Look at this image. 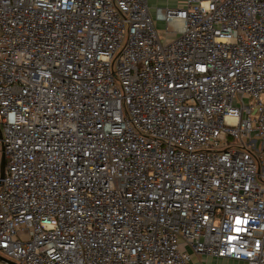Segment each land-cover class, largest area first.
<instances>
[{
  "label": "built area",
  "instance_id": "obj_1",
  "mask_svg": "<svg viewBox=\"0 0 264 264\" xmlns=\"http://www.w3.org/2000/svg\"><path fill=\"white\" fill-rule=\"evenodd\" d=\"M148 1L0 0V257L264 264V0Z\"/></svg>",
  "mask_w": 264,
  "mask_h": 264
},
{
  "label": "rangeland",
  "instance_id": "obj_2",
  "mask_svg": "<svg viewBox=\"0 0 264 264\" xmlns=\"http://www.w3.org/2000/svg\"><path fill=\"white\" fill-rule=\"evenodd\" d=\"M155 1H158V0H155ZM160 1H163L161 2L163 4L165 3L167 5H172V6H175L177 4L178 7H180L181 6L180 2H182L183 0H160ZM158 28H160V26ZM262 100L264 101V97L262 98ZM1 155H2V150H1V143H0V158H1ZM193 263L194 264H235V263L228 262L225 260H214L209 257L198 258L196 256L193 257Z\"/></svg>",
  "mask_w": 264,
  "mask_h": 264
},
{
  "label": "water",
  "instance_id": "obj_3",
  "mask_svg": "<svg viewBox=\"0 0 264 264\" xmlns=\"http://www.w3.org/2000/svg\"><path fill=\"white\" fill-rule=\"evenodd\" d=\"M0 138H1V131H0ZM4 168H5V160H4V156L2 154L1 158H0V180L3 178ZM0 261L4 262L6 264H16V263L8 261V260H6V259H4L2 257H0Z\"/></svg>",
  "mask_w": 264,
  "mask_h": 264
},
{
  "label": "crops",
  "instance_id": "obj_4",
  "mask_svg": "<svg viewBox=\"0 0 264 264\" xmlns=\"http://www.w3.org/2000/svg\"><path fill=\"white\" fill-rule=\"evenodd\" d=\"M161 2H163V1H160V0H158V1H155V0H149L148 1V3H149V6L151 7V8H153V7H170V8H174V7H178V5L176 4L175 6H172V5H167V4H163V3H161ZM183 2V1H182ZM182 2H180L181 4H182ZM179 3V2H178Z\"/></svg>",
  "mask_w": 264,
  "mask_h": 264
}]
</instances>
